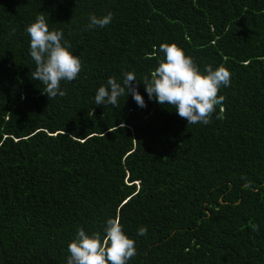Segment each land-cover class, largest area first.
<instances>
[{"label": "trees", "instance_id": "trees-1", "mask_svg": "<svg viewBox=\"0 0 264 264\" xmlns=\"http://www.w3.org/2000/svg\"><path fill=\"white\" fill-rule=\"evenodd\" d=\"M40 14L82 63L50 100L30 79ZM161 43L230 71L209 124L143 83L146 107L95 105L108 77L150 76ZM110 217L135 241L128 264H264V0H0V264H67L77 231L103 239Z\"/></svg>", "mask_w": 264, "mask_h": 264}, {"label": "clouds", "instance_id": "clouds-1", "mask_svg": "<svg viewBox=\"0 0 264 264\" xmlns=\"http://www.w3.org/2000/svg\"><path fill=\"white\" fill-rule=\"evenodd\" d=\"M112 19L111 12L103 16L90 14L85 30L105 28ZM25 32L30 37V57L36 65L30 79L42 83V94H46L49 100L66 96L61 82H71L77 78L82 68L79 56L73 55L70 46H65L66 42L62 43V31L49 30L43 14L37 15L26 26ZM158 51L163 53V59L159 60L150 76L145 75L137 80L133 72H125L120 82L108 77L106 84L96 90L95 105L119 107V98L131 94L138 106L146 107L137 86L143 83L150 100L174 108L178 116L187 121V125L209 124L217 106L226 99L218 93L221 87L230 86V71L222 65L215 69L207 65L205 71L201 72L192 58L175 43H161ZM223 112L224 108L220 107L218 119L222 118ZM119 126L125 127L123 123ZM252 228L259 230L257 225H252ZM103 231L101 239L99 233L89 235L84 228H80L75 239L68 244L67 264H128L137 250L135 241L123 231L120 220L108 218ZM146 234V227L137 230V235Z\"/></svg>", "mask_w": 264, "mask_h": 264}]
</instances>
